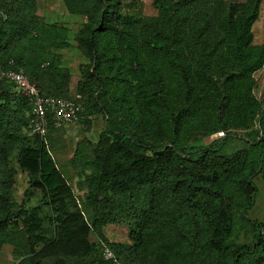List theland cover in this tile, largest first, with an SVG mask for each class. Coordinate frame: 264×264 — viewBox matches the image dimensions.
<instances>
[{"label":"trees","instance_id":"16d2710c","mask_svg":"<svg viewBox=\"0 0 264 264\" xmlns=\"http://www.w3.org/2000/svg\"><path fill=\"white\" fill-rule=\"evenodd\" d=\"M37 1L0 0V65L23 69L45 95L71 97L54 51L71 45L69 29L39 15ZM63 1L89 20L76 38L89 59L81 113L105 118L98 142L74 153L90 169V217L68 210L72 187L31 132L30 100L0 79V247H18L17 264H113L105 246L120 264H264V220L249 215L254 178H264L253 77L264 66L253 32L263 0H152L154 16L140 0ZM234 138L246 147L225 152ZM16 166L41 192L51 236L38 206L16 202ZM110 222L125 223L132 242L110 240ZM247 225L253 239L241 243Z\"/></svg>","mask_w":264,"mask_h":264},{"label":"rangeland","instance_id":"374dc122","mask_svg":"<svg viewBox=\"0 0 264 264\" xmlns=\"http://www.w3.org/2000/svg\"><path fill=\"white\" fill-rule=\"evenodd\" d=\"M229 3L232 0H225ZM237 1V0H236ZM142 13L149 16L157 15V10L153 7L152 0H140L139 2ZM37 13L48 22H54L65 25L69 29V41L71 45L65 49L54 50L59 55L60 65L65 67L70 75V94L77 93L79 81L84 77L81 65L89 64V59L85 56L76 40L78 33L89 23L86 15L77 12H70L63 0H38ZM254 43L264 45V0L261 6V13L258 20L253 26ZM255 79L254 94L261 101L264 109V66L253 73ZM253 123L251 126H255ZM105 128V118L101 113L84 116L78 121L69 122L61 126H54L44 136L47 142L50 154L54 158L57 166L61 169L69 184L72 187L73 196L68 201V210H80L86 218L90 217L91 209L88 204L87 193V174L90 169L84 171L80 169L75 160L74 153L78 147L86 146L88 149L94 146L100 137L102 130ZM31 129V128H30ZM32 132V131H31ZM223 132L215 134L206 139L211 142L217 136H222ZM246 147L244 141L239 138L229 140L225 144V152L241 149ZM91 151V149H90ZM89 154L91 152H88ZM14 164V161H12ZM15 174L14 196L16 202L21 205L38 206L41 210L43 222V231L51 236L54 227L51 222V214L48 206L44 204L42 195L39 190L31 188L28 185V174L22 171L18 166ZM257 186L255 203L249 211L252 219L264 220V178L261 174L254 178ZM106 236L116 242L131 243L129 228L125 223L110 222L105 228ZM253 231L247 225L240 233L239 242L246 243L253 239ZM92 242L97 241V237L90 235ZM18 247L4 244L0 247V264H17L22 256H19ZM54 264V259L50 258Z\"/></svg>","mask_w":264,"mask_h":264},{"label":"built area","instance_id":"2783aa9c","mask_svg":"<svg viewBox=\"0 0 264 264\" xmlns=\"http://www.w3.org/2000/svg\"><path fill=\"white\" fill-rule=\"evenodd\" d=\"M0 79L13 82L16 90L30 100L32 105L31 131L35 134L45 136L50 122L54 126H61L78 121L83 117L81 111L84 105L80 93L71 97L45 95L21 68H4L0 65ZM103 256L113 264H120L116 254L108 246L103 248Z\"/></svg>","mask_w":264,"mask_h":264}]
</instances>
